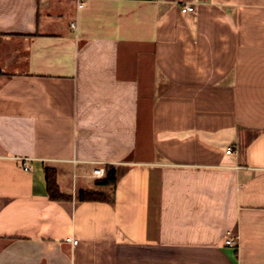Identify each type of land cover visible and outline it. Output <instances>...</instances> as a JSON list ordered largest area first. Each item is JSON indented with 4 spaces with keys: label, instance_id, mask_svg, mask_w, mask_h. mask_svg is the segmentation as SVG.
<instances>
[{
    "label": "crops",
    "instance_id": "obj_1",
    "mask_svg": "<svg viewBox=\"0 0 264 264\" xmlns=\"http://www.w3.org/2000/svg\"><path fill=\"white\" fill-rule=\"evenodd\" d=\"M79 2L0 0V264H264V0Z\"/></svg>",
    "mask_w": 264,
    "mask_h": 264
},
{
    "label": "trees",
    "instance_id": "obj_2",
    "mask_svg": "<svg viewBox=\"0 0 264 264\" xmlns=\"http://www.w3.org/2000/svg\"><path fill=\"white\" fill-rule=\"evenodd\" d=\"M46 180L48 186V194L52 201L63 202L69 201L71 198L62 194L58 185L57 171L52 168L46 169ZM117 184V173L115 168L108 167L106 169V178L99 182L98 185L101 187H108L112 190L116 187ZM79 202H107L113 203V195L108 193H103L99 191H85L81 192L78 196Z\"/></svg>",
    "mask_w": 264,
    "mask_h": 264
},
{
    "label": "built area",
    "instance_id": "obj_3",
    "mask_svg": "<svg viewBox=\"0 0 264 264\" xmlns=\"http://www.w3.org/2000/svg\"><path fill=\"white\" fill-rule=\"evenodd\" d=\"M79 8H83L84 7V2L83 0H79ZM195 11V7L194 6H185L183 8V12L184 13H188V12H193ZM73 28L75 29V25H73ZM232 149L228 150V153L231 154ZM93 177L96 179H105L106 178V170L104 168H96L94 170L93 173ZM239 236L238 235H234L233 233L229 232L227 234L226 240H225V245L227 247H232V248H238L239 246ZM79 242L78 240H73V244L77 245Z\"/></svg>",
    "mask_w": 264,
    "mask_h": 264
}]
</instances>
